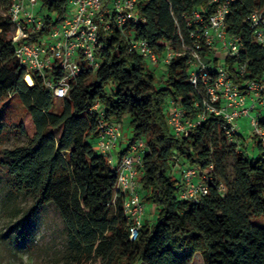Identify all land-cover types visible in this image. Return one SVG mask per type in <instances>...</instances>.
Listing matches in <instances>:
<instances>
[{
  "label": "trees",
  "instance_id": "trees-1",
  "mask_svg": "<svg viewBox=\"0 0 264 264\" xmlns=\"http://www.w3.org/2000/svg\"><path fill=\"white\" fill-rule=\"evenodd\" d=\"M226 1L140 0L144 21L128 25L127 37L148 41L159 55L168 48L179 52L182 39L191 45L187 21L193 12L209 17ZM0 3L7 10L11 0ZM67 11L68 0H41L43 33L62 23ZM255 11L264 19V0H235L227 16L228 33L243 38L241 54L223 63L237 85L264 76V45L255 41L248 21ZM10 31L9 19L0 15V101L19 96L25 115L14 128L26 139L0 153V170L9 176L14 194L33 199L19 222L18 240L29 237L45 206L54 205L67 232L63 264H193L197 254L204 264H264V227L254 222L264 217L263 153L254 158L228 145L214 118L186 139L176 137L168 126L171 98L181 99L187 113L194 112L199 99L189 80L190 53L176 56L158 78L157 70L130 53L125 36L115 31L102 39L100 69L92 73L83 66L68 96L57 105L41 80L35 79L32 86L25 81ZM201 55L211 70L219 66L213 51ZM242 66L245 76L239 71ZM109 83L111 91L105 88ZM97 104L99 109L91 111ZM101 112L108 124L129 117L134 139L143 138L148 146L140 194L146 204L155 205L158 218L153 225L144 222L134 242L123 213L125 196L115 193L118 175L93 144L100 134ZM175 158L211 178L200 202L180 199V178L172 174Z\"/></svg>",
  "mask_w": 264,
  "mask_h": 264
},
{
  "label": "built area",
  "instance_id": "built-area-1",
  "mask_svg": "<svg viewBox=\"0 0 264 264\" xmlns=\"http://www.w3.org/2000/svg\"><path fill=\"white\" fill-rule=\"evenodd\" d=\"M234 1L220 4L209 17L199 10L194 11L187 21L191 45L182 39L179 52L168 48L162 55L156 53L148 41L127 37L128 25L144 21L138 11L140 0H68L64 21L49 27L47 34L43 33L46 20L37 11L39 0H11L5 17L11 24L9 39L15 46V58L26 72L25 81L26 77H30L34 85L35 79L41 80L56 100L68 96L72 82L81 74L83 66L92 73L100 69L102 39L113 36L115 31L125 36L130 53L138 54L152 66L167 67L176 56L190 53L193 58L190 60L189 80L199 94V99L194 103L192 113L184 110L181 99H170L166 116L170 130L176 137L186 139L197 127L214 118L218 120L216 124L221 126V134L227 144L235 145L238 152H243L244 136L239 120L249 117L253 137L264 155V76L260 80L237 85L224 64L211 70L202 61L203 50L213 51L217 57L218 46L224 58L241 54L243 38L227 31V16ZM248 21L255 30V41L264 45V19L260 12L252 13ZM34 36L36 39L33 41ZM239 71L245 76L246 66H242ZM248 99L253 102L251 108L246 107ZM98 109L99 104L91 111ZM254 110H258L257 117L251 116ZM99 117L98 152L118 175L115 193L125 196L123 213L130 226L129 240L134 242L145 222L146 204L140 194V177L148 146L143 138L130 141L128 153L115 165L112 155L122 137L121 124H108L104 112ZM175 159L177 162L172 174L180 171V199L200 202L209 192L208 182L211 178L201 175L197 166L181 165ZM225 190V186L221 185L220 191Z\"/></svg>",
  "mask_w": 264,
  "mask_h": 264
},
{
  "label": "rangeland",
  "instance_id": "rangeland-1",
  "mask_svg": "<svg viewBox=\"0 0 264 264\" xmlns=\"http://www.w3.org/2000/svg\"><path fill=\"white\" fill-rule=\"evenodd\" d=\"M41 8V0L37 5V11ZM46 14V13H45ZM44 14V15H45ZM0 15L6 16V9L0 3ZM53 19L57 18L55 13H50ZM219 65L224 63V57L217 47ZM206 63V60H202ZM149 64V63H148ZM151 66L157 70V77L160 78L166 67ZM28 84V83H27ZM112 83L106 85V90H112ZM170 101V100H169ZM57 105L61 100H56ZM253 102L247 100L246 107L251 108ZM25 107L20 101L19 96H8L0 101V126L2 133L0 136V153L5 149H12L25 144L26 139L19 136L14 128L16 124L24 117ZM258 110L251 111L252 117H257ZM250 118L239 120L241 133L244 136L243 150L251 157L257 158L262 155L257 141L253 137V128ZM121 124V140L124 149L129 141L134 138L131 127V119L124 117ZM97 148L95 142L93 143ZM1 155V154H0ZM231 160L229 163V172L232 175ZM174 173V170L173 172ZM174 176L179 179L180 171H176ZM144 204L145 201H143ZM33 199L27 194L16 195L11 190L10 178L5 171L0 170V264H63L64 256L67 251V232L65 225L60 217L58 210L54 205L45 206L37 219L31 225V231L28 238L18 240L19 222L31 208ZM145 220L153 225L157 218L155 205L146 204ZM254 222L264 227V217L255 219ZM193 264H204L203 258L197 254Z\"/></svg>",
  "mask_w": 264,
  "mask_h": 264
},
{
  "label": "crops",
  "instance_id": "crops-1",
  "mask_svg": "<svg viewBox=\"0 0 264 264\" xmlns=\"http://www.w3.org/2000/svg\"><path fill=\"white\" fill-rule=\"evenodd\" d=\"M134 139V138H133ZM130 143V141H129ZM95 144L97 145V140L95 141ZM129 145V144H128ZM98 150V148H96ZM128 153V146L124 149L123 142L120 140L118 148L113 152V162L115 165H118L121 161V158ZM145 222H149L145 220Z\"/></svg>",
  "mask_w": 264,
  "mask_h": 264
},
{
  "label": "bare ground",
  "instance_id": "bare-ground-1",
  "mask_svg": "<svg viewBox=\"0 0 264 264\" xmlns=\"http://www.w3.org/2000/svg\"><path fill=\"white\" fill-rule=\"evenodd\" d=\"M26 82H27L28 84H30V85H32V84H33V82H32V80H31V78H30V77H26Z\"/></svg>",
  "mask_w": 264,
  "mask_h": 264
}]
</instances>
